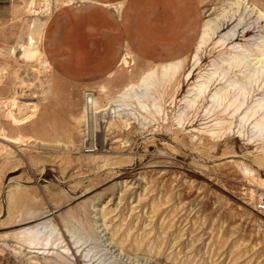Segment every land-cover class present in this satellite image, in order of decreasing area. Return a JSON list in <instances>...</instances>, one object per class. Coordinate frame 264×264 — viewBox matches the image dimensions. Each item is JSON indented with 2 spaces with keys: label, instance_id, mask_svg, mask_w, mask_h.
<instances>
[{
  "label": "rangeland",
  "instance_id": "374dc122",
  "mask_svg": "<svg viewBox=\"0 0 264 264\" xmlns=\"http://www.w3.org/2000/svg\"><path fill=\"white\" fill-rule=\"evenodd\" d=\"M93 1L0 21V264H264V0Z\"/></svg>",
  "mask_w": 264,
  "mask_h": 264
},
{
  "label": "bare ground",
  "instance_id": "6f19581e",
  "mask_svg": "<svg viewBox=\"0 0 264 264\" xmlns=\"http://www.w3.org/2000/svg\"><path fill=\"white\" fill-rule=\"evenodd\" d=\"M70 3V2H69ZM233 3V2H232ZM231 3V4H232ZM248 3V2H247ZM115 7V6H113ZM120 5H118L117 7H115V9L119 10ZM256 12L258 14V18L264 21V13L260 10H258L257 8L252 7L251 8V12ZM223 12V10H222ZM214 18V17H213ZM211 19V18H210ZM215 20V19H214ZM206 21V20H205ZM48 19H45L44 21H40L37 23L36 25V29H35V35L32 38V40H30V46L31 47H23V51L24 54L26 55L27 58H32V57H39V56H43V52L41 53V51L38 48L37 43L39 41H42V37L44 35V31L47 25ZM217 23V22H216ZM212 34V30H211V26L209 22H205L202 25L201 28V33L200 36L198 38V41L196 43L195 46V50L193 52L192 55V59L193 61L197 64L198 60H199V53L202 51V49L204 48V46L207 44V42L209 41L210 37ZM213 47V46H212ZM42 48V47H41ZM214 48V47H213ZM221 53V52H220ZM127 54H125L122 59H121V63H127L126 59H127ZM258 56H260V59H258V61H260V63L264 64V42L261 44L260 49H258ZM226 57V55H225ZM40 58V57H39ZM227 58V57H226ZM191 59V58H190ZM230 61L235 65V66H239L240 64H242L243 62L246 63V66H250V60L246 57V56H233L230 58ZM45 63H48V61H45ZM231 64V63H230ZM232 65V64H231ZM179 67V63H171V64H167V65H162L160 67V75L162 77H172L173 74L176 72V70ZM264 68V66H263ZM159 73V72H158ZM191 74V73H190ZM208 75V74H207ZM141 77V76H140ZM151 76L147 75L142 79V84L145 87V89L147 88L148 84L150 85V83L147 82L148 79H150ZM127 90V87H126ZM131 91V90H130ZM127 93V92H125ZM124 93V94H125ZM202 90H200L198 92V94L196 95L195 98L200 97L202 95ZM122 94V92L120 93ZM123 94V95H124ZM137 95V94H136ZM126 98V97H125ZM225 99V98H224ZM121 100V99H120ZM123 103V102H122ZM95 104V103H94ZM118 105V104H117ZM227 105V104H226ZM187 107V105H186ZM93 108V107H92ZM97 108V107H96ZM101 108V107H100ZM196 108V107H195ZM102 109V108H101ZM114 109V108H113ZM95 110V109H94ZM214 115V114H213ZM15 119V118H14ZM184 120V119H183ZM186 120V119H185ZM257 124L263 125L264 124V115L260 118V120L257 122ZM259 125V126H260ZM261 127V126H260ZM48 215V214H47ZM47 215H43L41 218L47 216ZM48 226V223L43 222V223H38L35 224L31 227H28L24 230H21L20 232H18V238L21 239L20 241L22 242H26L28 244H32L37 242L36 239V234L42 232V229H46V227ZM16 239V238H15Z\"/></svg>",
  "mask_w": 264,
  "mask_h": 264
},
{
  "label": "crops",
  "instance_id": "0c3cea01",
  "mask_svg": "<svg viewBox=\"0 0 264 264\" xmlns=\"http://www.w3.org/2000/svg\"><path fill=\"white\" fill-rule=\"evenodd\" d=\"M81 1L83 3H91V4H95V5H100V3L95 2L93 0H81ZM101 5H102L103 8H107V7L108 8H113V6H114V5L110 4V3H101ZM118 5H120V8H119V10H120L121 7H122V4L119 3ZM13 11H14V2H13V0H0V21H4V20L9 19L12 16ZM124 12L125 11L122 10L121 19H120L121 23L124 22V17H123L124 16ZM129 21L130 20L128 18L126 23H129ZM131 21H133V19ZM135 21H136V18H134L133 23L131 22L130 24H134ZM137 27L138 26H136V28ZM122 28H123V26H122ZM49 30H50V24L47 23L45 31H44V42H45V40L47 41V37L49 35ZM123 30H124V28H123ZM199 36H200V34H199Z\"/></svg>",
  "mask_w": 264,
  "mask_h": 264
},
{
  "label": "built area",
  "instance_id": "2783aa9c",
  "mask_svg": "<svg viewBox=\"0 0 264 264\" xmlns=\"http://www.w3.org/2000/svg\"><path fill=\"white\" fill-rule=\"evenodd\" d=\"M258 210L259 211H264V198H262V200L259 201Z\"/></svg>",
  "mask_w": 264,
  "mask_h": 264
}]
</instances>
